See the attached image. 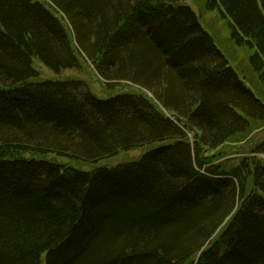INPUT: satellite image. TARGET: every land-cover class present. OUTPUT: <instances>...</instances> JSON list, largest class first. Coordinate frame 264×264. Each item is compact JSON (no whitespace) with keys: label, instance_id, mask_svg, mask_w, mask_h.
I'll return each mask as SVG.
<instances>
[{"label":"trees","instance_id":"trees-1","mask_svg":"<svg viewBox=\"0 0 264 264\" xmlns=\"http://www.w3.org/2000/svg\"><path fill=\"white\" fill-rule=\"evenodd\" d=\"M205 9L264 83V0ZM36 62L91 63L111 93ZM257 126L264 98L184 0H0V264H264V138L219 152Z\"/></svg>","mask_w":264,"mask_h":264},{"label":"rangeland","instance_id":"rangeland-1","mask_svg":"<svg viewBox=\"0 0 264 264\" xmlns=\"http://www.w3.org/2000/svg\"><path fill=\"white\" fill-rule=\"evenodd\" d=\"M190 4L196 13L199 15L204 27L214 36L215 41L223 48L227 58L232 65L236 68L239 75L245 79L249 87H252L256 92L260 93L264 98V83L258 79V75L254 72L250 64L251 50L247 47H238L231 39V33L229 25L226 19H224L219 10L208 11L205 9V0H184ZM39 75L42 78H74L85 80L86 83L100 95L110 94L111 92L105 89V81L101 79L94 66L88 62H83L80 69H67L63 70L60 74L54 73L50 68L42 63H35ZM117 91L129 89L130 85L125 84ZM133 87V86H132ZM134 89V88H133ZM253 129V132L244 140H237L236 142H228L219 152L223 151V154L228 158H234L235 161L243 159L248 155L260 140L264 138V126ZM148 147L131 150L128 152H120L117 155L101 161L100 165L114 166L123 162L132 161L138 159ZM264 157V155H259Z\"/></svg>","mask_w":264,"mask_h":264}]
</instances>
